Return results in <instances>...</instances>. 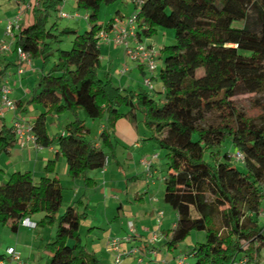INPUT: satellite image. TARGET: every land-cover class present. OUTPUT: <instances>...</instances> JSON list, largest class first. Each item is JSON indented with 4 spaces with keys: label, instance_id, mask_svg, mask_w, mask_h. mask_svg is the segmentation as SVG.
Here are the masks:
<instances>
[{
    "label": "trees",
    "instance_id": "trees-1",
    "mask_svg": "<svg viewBox=\"0 0 264 264\" xmlns=\"http://www.w3.org/2000/svg\"><path fill=\"white\" fill-rule=\"evenodd\" d=\"M75 1L77 11L88 15L87 32L61 29L58 21L49 26L65 0H39L32 7L33 21L22 24L17 34L16 46L32 60L46 64L54 58L30 97L16 102L19 113L33 106L44 109L33 124L37 144L56 146L71 178L84 180L91 189L96 181L90 173L115 158L117 122L126 119L135 127L142 123L149 140L166 152L165 202L178 216L167 233L169 251L191 233L205 232V242L185 256L184 264L188 258L195 264H263L264 0H132L140 41L153 38L161 28L175 32V44L160 50L159 80L165 89L160 95L156 90L122 91L99 76L100 34L109 32L115 21L105 28L99 14L104 4L118 0ZM71 35V50L54 51L53 44ZM5 74L6 69L0 70V103ZM239 95H256L257 115L237 106ZM81 111L85 120H80ZM67 113L74 120L64 132L50 135L48 119ZM212 114L217 124L208 122ZM87 119H106L100 144L90 139ZM227 142L230 148L224 146ZM17 144L13 127L0 117V156ZM238 152L242 160L236 158ZM56 164L49 162L38 182L31 172H16L0 183V228L18 234L21 221L39 213L45 217L37 226L55 222L64 201ZM81 208L86 210L83 198L61 216L47 264H101L82 244L80 228L87 213Z\"/></svg>",
    "mask_w": 264,
    "mask_h": 264
},
{
    "label": "rangeland",
    "instance_id": "rangeland-1",
    "mask_svg": "<svg viewBox=\"0 0 264 264\" xmlns=\"http://www.w3.org/2000/svg\"><path fill=\"white\" fill-rule=\"evenodd\" d=\"M74 4L75 1H66L63 12L70 16L79 14V18L62 19L59 11L50 18L48 25L51 26L54 22L58 21L61 29L72 28L78 31L79 34L87 32L90 29L88 20L86 19L88 15L84 10L77 11V9H74ZM19 7V0H0V21L5 20L6 22H9V20L16 18ZM32 13V9L25 10L23 19H26L27 23L33 20ZM134 14L135 7L132 0H118L112 4H104L101 7L99 21L106 28L112 20H116L118 17H121L123 21L129 23ZM239 26H241V24H239ZM3 38L9 42L11 41V39L7 37L6 32L3 33ZM73 41L74 36L72 35L63 38L61 43L53 44L54 51H57L58 49L71 50ZM143 43L144 45H154L156 49L161 50L164 46L175 44V32L173 29L161 28L156 36L151 39H145ZM101 47H103V56H106L107 50L104 48L105 46L102 41ZM122 49L124 51L123 61L117 59L115 62L110 63L109 57L101 61V67L98 73L103 80H108L107 73L109 72L110 65H112L111 72L114 77L115 74L126 64L130 66V71L133 66H136V64L126 56L123 47ZM53 63L54 58H51V61L46 64L43 59L33 60L34 67L40 70V75L43 70L49 72ZM162 67L163 61L160 60L158 73H160ZM17 76L18 75L15 74V77ZM147 76H150L149 72H147ZM24 78L25 80L29 79L27 77ZM35 78L37 82L39 76H35ZM142 80L144 81L145 78ZM255 98L256 95H239L234 100L237 106L242 110L248 111L251 115H257L258 110L253 107V99ZM35 108L36 107L33 106L28 110V113H19V118L24 119L28 115L30 116L31 121L35 122L39 116V112ZM74 118V115L71 113H67L61 117H50L47 123L49 134L55 136L62 133ZM85 119L86 115L81 111L80 120ZM101 122V120L93 121L87 119L86 126L91 131L89 135L91 140L97 136ZM208 122L217 124L219 119L215 114H212L208 117ZM6 124L8 127H11L12 122L10 118H8ZM141 134L150 135L144 129L141 131ZM224 146L230 148V142L225 143ZM158 152L162 155L160 162L165 165V163H167L165 157L166 152L159 148ZM125 166L128 170L130 164H125ZM236 166L237 168L244 170L241 165L237 164ZM65 167L69 170L66 158L62 157V160L57 165V169L64 181V201L57 214L55 222L52 224H44L43 226L40 225L38 228H32L31 232L23 231L22 234H14L8 227H1L0 255L5 254L7 259L8 255L6 250L9 246H13L15 249H20L23 259H26L28 264H39V262L45 264L48 256L49 244L56 238L58 223L61 216L67 211L71 203L74 204L82 198H85L86 210L81 208L80 212H86L87 217L81 222V241L88 252L96 253L101 264H179L180 259L191 252L198 243L205 242V232H193L176 249L169 251L166 245L168 239L167 233L170 232L174 223L178 220L176 211L171 206L164 203L163 205L165 208H163L162 211L164 212V218L163 216H158L160 218V220L158 218V221L157 219L151 221L143 220V217L149 210V204H143L142 201H136L135 199L127 201L125 193L128 188H130L129 190L131 191V185H128V183L130 182L129 184H131L132 182L126 175H124V173H119L117 171V166L114 162L111 163V166H107V168L110 167L111 171H114L106 176L109 183V189H106V186L102 185V181H99L101 180L99 178L103 177L99 173L100 170H95L92 172L97 173L98 175L96 186L87 189L84 180H82L83 193L79 198L76 193L78 188L68 185V181L76 180L67 178L66 175H64L63 169ZM142 180L146 181L147 179L143 178ZM112 182L115 183V187H117L118 190H111ZM120 197H122L121 199L124 203L123 209L120 208ZM44 217V213H39L34 216L39 222H41ZM259 221L264 227V201ZM160 225L164 226V233H160ZM123 226H125L126 229ZM147 227H149L148 230ZM127 238H130V240H127ZM113 241H116V244H113ZM73 244L74 240H70L69 245L72 246ZM5 256H3V258H5ZM39 257L40 259H38ZM36 259H38L39 262ZM6 262H9L8 259ZM195 262L196 261L193 258H188L187 260V264H195ZM262 263L264 264V251L262 255Z\"/></svg>",
    "mask_w": 264,
    "mask_h": 264
},
{
    "label": "crops",
    "instance_id": "crops-1",
    "mask_svg": "<svg viewBox=\"0 0 264 264\" xmlns=\"http://www.w3.org/2000/svg\"><path fill=\"white\" fill-rule=\"evenodd\" d=\"M67 1H75V0H67ZM29 2L30 0H19L20 5L27 4ZM74 9H76V1L74 4ZM121 19H122L121 17H118L116 21H120L118 22V25L124 27L126 25L125 24L126 22L124 23V21H122ZM31 22H29L28 24H30ZM22 24H27L26 19H23ZM7 25L8 22H6L5 20L0 21V41L4 39L3 33H5L6 31ZM103 43L105 46L104 48L107 50V54L106 56H103V47H101V52H102L101 61L105 60V58L107 59L108 57L110 59V63L115 62L117 59H121L123 61L124 51L121 46L118 47L113 42L110 43L103 42ZM150 46H154V45H150ZM15 48H16V44L13 46V50L11 52L8 53L0 52V70L2 71L6 69L4 80L9 79L10 86L12 88L11 97L14 101L18 102L20 100L25 101L27 98L30 97L32 90L36 84L35 76H40V70L34 67L32 60L31 69L27 71L22 77L19 78L18 76L15 77L18 67ZM131 69L132 70L130 71V73H128L124 77L120 75V71H118L114 77L112 76V72H111L112 65H110L109 72L107 73V78L111 80L116 86L120 87L122 91H140L142 89H145V87L143 86L142 79L151 76L153 78L155 90L157 91V93L155 94L160 95V93L164 92L165 90L164 86L159 80L160 73L147 76L148 71L146 70V68L137 65L133 66ZM24 77H27L29 79L25 80ZM34 107H36L35 109L39 112V115L44 111V109L40 106H34ZM31 108L32 107H30L28 110H30ZM28 112L29 111H27V113ZM17 115H15L13 112L7 111L4 120L7 123L8 118H10L12 122L11 127H13L15 117ZM27 116L24 118V120L34 124L35 122L31 121L30 116L28 117ZM141 120L142 117H140V121ZM101 121L102 122L98 129L97 136L94 139H92L93 141L97 142V144H100L101 141L100 136L103 130L106 128V123H107L106 119H103ZM143 129L146 130L142 123H140L139 126L135 127L130 121L126 119H122L117 122L114 132V141L116 144L115 158L110 157V163L108 166H111V163L114 162L115 165L117 166V171L119 173L121 172L124 173V175H126L128 179L131 180L132 183L131 184H129L130 182L128 183V185H131V191L129 190L130 188H128L126 193L123 192L126 195L127 201H131L132 199H135L136 201H142L143 204H149L148 205L149 210L143 217V220L151 221L153 219L155 220L157 219L158 221L159 213H163L162 216L164 218V212L162 211L163 208H165L163 204L164 203L166 204L164 187H165V177L167 173L166 170L167 165L166 163L164 165L160 162L162 155L160 152H158V147L155 145V143L149 140L150 135L141 134V131ZM153 156H157V158L153 160L151 169L147 170L143 166L142 161L145 158H151ZM62 157L63 156L59 155L58 148L56 146H52L49 148H44V147L38 148L37 145L33 142L25 143L24 145H21V143L18 142V144L9 153H4L0 156V183L8 181L10 177L16 172H22V173L31 172L33 174L35 182H38L45 175L46 167L48 163L51 161H57L56 175L60 179L62 185H64V181L60 176L61 174L57 169V165L62 160ZM125 164H130L128 170L126 169ZM63 172L67 178H71L69 174V170L66 167L63 169ZM110 172H114L111 171L110 167L108 168L106 167L103 170L99 171V173L103 177L102 178L100 177L99 179L101 180L99 179L98 180L100 182L102 181L101 183L102 185L106 186V189H109V183L107 181L106 176L110 174ZM90 177L95 179L96 181L98 175L97 173L91 172ZM143 178H146L147 180L144 181L142 180ZM72 180H76V179L72 178ZM81 181L82 179L76 181H68V185H71V187L75 186L78 188L76 190L78 198L83 193V185ZM111 190H118V188L115 187V183L113 182L111 183ZM121 198L122 197L119 198L120 208L123 209L124 203ZM83 201L86 203L85 198H83ZM29 219L37 225L40 223L37 219L34 218V216ZM175 224L176 223H174L173 228ZM38 227L39 226H37V228ZM123 227L125 228V226ZM160 227H161L160 233H164L163 232L164 226L160 225ZM148 228L149 227H147V230ZM31 229L32 228L20 226L18 234L20 233L22 234L23 231L31 232ZM127 240H130V238H127ZM9 248H14V247L9 246L6 251H8ZM16 250L20 253L19 248ZM47 254L48 256L45 264H47L48 259L51 256V253L49 251ZM1 256H5V254L0 255V257ZM3 259H6V256ZM38 259H40V257ZM25 261L27 262L26 259ZM39 264L42 263L39 262Z\"/></svg>",
    "mask_w": 264,
    "mask_h": 264
},
{
    "label": "built area",
    "instance_id": "built-area-1",
    "mask_svg": "<svg viewBox=\"0 0 264 264\" xmlns=\"http://www.w3.org/2000/svg\"><path fill=\"white\" fill-rule=\"evenodd\" d=\"M67 0L63 3L60 7V16L62 19H74L79 18V15L76 14L75 16H70L63 12V8L65 6ZM39 6V0H30L27 4H22L19 7L18 15L16 18L10 20L8 22L6 28V35L11 39V41H7L2 39L0 41V52L1 53H8L13 50V46L16 44L17 34L19 33L23 16L25 15V10L32 9L33 6ZM26 6V9H25ZM136 16L134 15L133 18L126 24L124 27L118 25V22H114L112 29L107 31H102L100 34V38L102 42H113L118 46H121L125 50L126 56L134 62L137 66H141L146 68V70L150 73V75H155L158 73L159 70V62L161 60V53L160 50L156 49L154 46L144 45L143 41H140L136 35ZM88 19V16L86 17ZM123 21V20H122ZM15 53L17 55V71L16 74L18 77H22L27 71H29L32 67V57L31 55L23 50L22 47L16 46ZM130 72V66L126 64L121 70L120 75L122 77L126 76ZM143 86L146 88L147 91L153 92L155 90L153 78L150 76L145 78L143 81ZM12 95V88L10 86L9 79H5L1 85V103H0V117L5 118V114L7 111L13 112L15 115L18 114L17 111V104L11 97ZM13 131L18 139V142L21 145L25 143L33 142L37 145L38 148H42V146L37 144L35 134L33 132V124L24 120L20 119L17 115L15 117ZM157 156H153L151 158H145L142 161L143 166L150 170L152 167V162L156 159ZM238 160L243 159V155L238 152L236 155ZM110 159L107 158L105 161V168L109 165ZM163 213H159L161 217ZM21 226L29 227V228H37V224L33 223L29 218L24 219L21 221ZM113 244H116V241H113ZM8 261L6 259H0V264H28L22 257L20 253L15 248H9L7 251ZM186 258H181L179 264H184Z\"/></svg>",
    "mask_w": 264,
    "mask_h": 264
}]
</instances>
